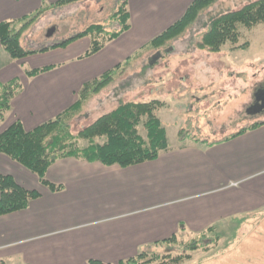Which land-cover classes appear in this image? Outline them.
Returning <instances> with one entry per match:
<instances>
[{"label": "crops", "instance_id": "crops-1", "mask_svg": "<svg viewBox=\"0 0 264 264\" xmlns=\"http://www.w3.org/2000/svg\"><path fill=\"white\" fill-rule=\"evenodd\" d=\"M57 1L0 0V23ZM193 1L126 0L130 27L91 55L88 35L66 45H23L34 52L22 58H12L0 39L5 58L0 83L22 84L0 132L18 120L32 130L70 109L85 83L117 65L123 68L132 55L148 53L145 46L180 20ZM43 67L50 68L27 73ZM249 122L258 124L224 130L219 138L179 139L156 159L129 166L59 158L46 179L60 189L1 154L0 174L12 175L39 196L25 209L0 216V264H121L175 235L181 240L211 226L232 225L241 215L264 213V116L253 115Z\"/></svg>", "mask_w": 264, "mask_h": 264}, {"label": "rangeland", "instance_id": "rangeland-1", "mask_svg": "<svg viewBox=\"0 0 264 264\" xmlns=\"http://www.w3.org/2000/svg\"><path fill=\"white\" fill-rule=\"evenodd\" d=\"M255 1L216 0L179 37L158 49H148V53L144 50L136 58L132 55L124 59L129 63L122 72L90 96L82 111L70 118L68 127L75 138L67 141L87 147L89 141L76 136L102 115L128 102L158 99L163 106L156 115L171 143L206 135L219 138L224 130L249 127L253 115L264 116V102L255 105L261 111L248 112L264 85V22L252 28L240 27L239 40L226 43L218 52L198 48L213 17L238 11ZM119 4V0H79L45 10L22 34L20 42L37 49L98 24L107 31H116L120 26L115 18ZM52 27L55 31L48 36ZM158 50L162 58L150 64ZM4 59L0 53V64ZM5 118L0 120V129ZM140 132L146 136L143 125ZM147 252L136 264H264V213L241 215L232 225L205 235H186Z\"/></svg>", "mask_w": 264, "mask_h": 264}, {"label": "trees", "instance_id": "trees-1", "mask_svg": "<svg viewBox=\"0 0 264 264\" xmlns=\"http://www.w3.org/2000/svg\"><path fill=\"white\" fill-rule=\"evenodd\" d=\"M77 1L79 0H59L45 5L33 14L24 16L21 19L1 22L0 39L3 48L12 58H22L34 52L27 50L21 44L22 34L35 22L40 13ZM215 1L194 0L180 20L151 40L145 48H159L167 41L179 37L196 20L199 13ZM129 16L127 2L121 0L115 13V18L120 25L119 30L107 31L103 25H91L85 31L54 44V46L66 45L78 37L88 35L91 37L92 43L87 55L94 54L130 27ZM262 22H264V0L247 4L238 11L215 16L211 19L208 30L198 48L218 52L226 43L239 40L240 27L252 28ZM128 63L129 61H126L123 68H120L122 65H117L101 76L85 83L75 105L34 129L26 130L19 120L12 123L0 132V155H7L20 163L35 173L43 184L52 189H60L61 185L49 182L46 179V173L49 167L59 158L81 157L90 161H99L105 165L129 166L159 157L161 151L169 148L170 142L165 126L156 115V111L163 106L158 99L147 102L124 103L115 110L99 117L92 125L86 127L76 136L88 140L89 145L87 147L81 148L76 146L73 141H67L75 138L69 131L68 121L70 118L80 113L84 102L110 83ZM49 68L33 69L27 73L29 76H35ZM21 88L22 84L18 79L5 84L0 83V120H3L11 110L12 99ZM257 124L254 123L250 127ZM141 125L146 128V136L140 132ZM244 130L242 129L239 133ZM100 138L103 141L99 142L98 139ZM38 196L39 192L37 190H30L21 186L12 175L0 174V216L25 209L31 200ZM216 228V226H211L201 234L204 233L205 235L206 232H211ZM177 240L178 238L175 235L156 243L155 246L176 242ZM147 253V250L143 251L135 257L122 261L121 264H136ZM88 264L109 263L90 260Z\"/></svg>", "mask_w": 264, "mask_h": 264}, {"label": "water", "instance_id": "water-1", "mask_svg": "<svg viewBox=\"0 0 264 264\" xmlns=\"http://www.w3.org/2000/svg\"><path fill=\"white\" fill-rule=\"evenodd\" d=\"M55 31V27H52L49 32H48V36H51V34ZM159 57H161V53H157L155 54L152 59H150V63L155 61L156 59H158ZM252 111H261V110H256L255 109V106L254 107H251L248 112H252Z\"/></svg>", "mask_w": 264, "mask_h": 264}, {"label": "flooded vegetation", "instance_id": "flooded-vegetation-1", "mask_svg": "<svg viewBox=\"0 0 264 264\" xmlns=\"http://www.w3.org/2000/svg\"><path fill=\"white\" fill-rule=\"evenodd\" d=\"M157 53H161V52H157ZM262 87H263L262 89H259L257 91L258 97H257V100L254 102V105H252V107H254L256 104H260L261 102H264V85Z\"/></svg>", "mask_w": 264, "mask_h": 264}]
</instances>
